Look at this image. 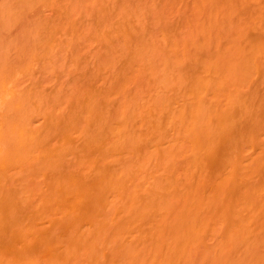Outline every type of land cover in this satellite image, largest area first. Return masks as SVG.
Returning a JSON list of instances; mask_svg holds the SVG:
<instances>
[{
    "label": "bare ground",
    "instance_id": "1",
    "mask_svg": "<svg viewBox=\"0 0 264 264\" xmlns=\"http://www.w3.org/2000/svg\"><path fill=\"white\" fill-rule=\"evenodd\" d=\"M18 4L0 264H264V0Z\"/></svg>",
    "mask_w": 264,
    "mask_h": 264
},
{
    "label": "rangeland",
    "instance_id": "2",
    "mask_svg": "<svg viewBox=\"0 0 264 264\" xmlns=\"http://www.w3.org/2000/svg\"><path fill=\"white\" fill-rule=\"evenodd\" d=\"M73 1L76 2V0ZM11 6H13L11 11L13 13L16 12L19 8L18 0H0V18H3L6 15V12H8V9H10ZM44 7L47 9V11H44ZM25 8L28 9V15L26 17L30 23V18H32L34 19V22L35 20H40V22L37 24H44L50 18H52L54 14V12L47 7L46 2L44 1H41V4L38 5L28 2ZM89 21L91 20L88 18L87 23ZM147 22L150 23V21ZM5 26L0 28V69L5 66L6 59L8 64H12V66L16 65V62L18 61L17 57L19 55V50L16 49L20 43L18 38L21 36L19 34L20 30L17 28L18 25L10 24ZM28 44L29 46H32L33 44H38V47L41 46V43H39L38 40L36 41L33 37L28 38ZM4 109L5 105H0V111L2 112Z\"/></svg>",
    "mask_w": 264,
    "mask_h": 264
}]
</instances>
